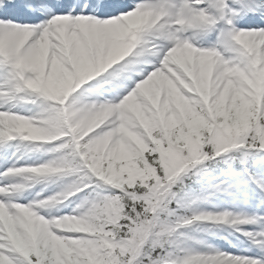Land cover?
<instances>
[{
    "label": "snow or ice",
    "instance_id": "6c2138e0",
    "mask_svg": "<svg viewBox=\"0 0 264 264\" xmlns=\"http://www.w3.org/2000/svg\"><path fill=\"white\" fill-rule=\"evenodd\" d=\"M0 264H264V0H0Z\"/></svg>",
    "mask_w": 264,
    "mask_h": 264
}]
</instances>
